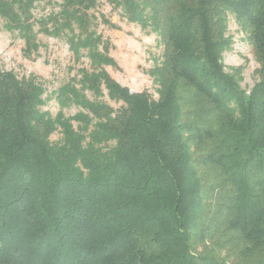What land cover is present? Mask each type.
<instances>
[{"label":"trees","instance_id":"1","mask_svg":"<svg viewBox=\"0 0 264 264\" xmlns=\"http://www.w3.org/2000/svg\"><path fill=\"white\" fill-rule=\"evenodd\" d=\"M60 1L36 18L37 0H0L27 56L42 32L91 64L57 91L80 109L55 116L36 75L0 65V264H240L199 251L221 221L264 264V0H113L161 37L158 98L107 70L97 0ZM229 12L261 63L249 92L225 68Z\"/></svg>","mask_w":264,"mask_h":264},{"label":"rangeland","instance_id":"2","mask_svg":"<svg viewBox=\"0 0 264 264\" xmlns=\"http://www.w3.org/2000/svg\"><path fill=\"white\" fill-rule=\"evenodd\" d=\"M59 1L37 0L34 9L35 17L39 18L52 11H58L61 2ZM97 1L98 6L93 9L98 16L95 25L97 31L109 41L110 53L116 60V65H108L107 70L119 83L129 87L131 91L148 90L154 98H158V84L151 75V70L160 64L163 58L164 46L160 35L153 32L150 27H144L138 22L128 20L122 15L121 10L114 6L113 0ZM102 14L114 26L103 22ZM4 23V19L0 18V65L2 69L14 71L20 78L36 75L45 88L46 103L42 107L43 110H49L54 116L61 109L67 115L75 114L80 108L76 105L62 107L57 91L72 78L79 77L80 68H91L89 58L85 56L81 61H76L64 38L46 35L42 32L38 33L40 43L38 52L29 57L24 53L25 42L22 37L17 31L8 30ZM227 33L232 38V45L224 52L225 68L231 73L235 72V68H239L241 86L249 92L259 80L257 70L261 67V63L248 38V32L233 12H229ZM102 99L115 108L122 104V102L111 100L107 94ZM60 137L61 132L56 131L51 139L56 141ZM203 176L208 178L212 175L209 172L208 175ZM214 206L213 203L210 210L214 209ZM211 216L212 214L206 211L204 226H207L210 219H216L215 216ZM226 226L224 221L219 222L215 235L203 241L199 251L209 250L218 258L227 259L226 261L231 263L254 264L258 253L245 252L244 242Z\"/></svg>","mask_w":264,"mask_h":264}]
</instances>
